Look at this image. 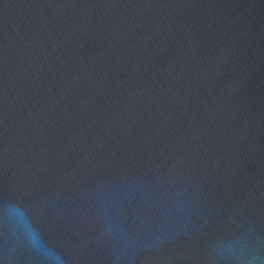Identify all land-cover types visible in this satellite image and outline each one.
<instances>
[{"label": "water", "instance_id": "95a60500", "mask_svg": "<svg viewBox=\"0 0 264 264\" xmlns=\"http://www.w3.org/2000/svg\"><path fill=\"white\" fill-rule=\"evenodd\" d=\"M233 231L264 255V0H0V264H214Z\"/></svg>", "mask_w": 264, "mask_h": 264}, {"label": "clouds", "instance_id": "9594fccd", "mask_svg": "<svg viewBox=\"0 0 264 264\" xmlns=\"http://www.w3.org/2000/svg\"><path fill=\"white\" fill-rule=\"evenodd\" d=\"M7 219L15 215V208L9 207ZM260 238H253L249 232H236L220 237L209 248V256L214 264H264Z\"/></svg>", "mask_w": 264, "mask_h": 264}]
</instances>
